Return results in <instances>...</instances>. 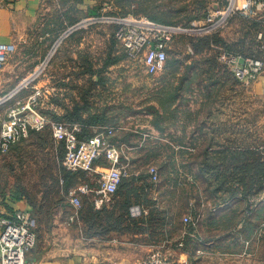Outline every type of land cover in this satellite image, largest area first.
I'll list each match as a JSON object with an SVG mask.
<instances>
[{"label":"rangeland","instance_id":"374dc122","mask_svg":"<svg viewBox=\"0 0 264 264\" xmlns=\"http://www.w3.org/2000/svg\"><path fill=\"white\" fill-rule=\"evenodd\" d=\"M83 1L43 0L42 21H45L47 29L57 30V43L63 48V58L69 54L66 43L70 42L73 33H78L66 34L68 28L88 16H82L84 10L80 5ZM90 1L95 4L94 14L100 20L88 27L105 26L113 31V25L105 18L132 14L167 25L206 27L208 32L205 35H214L222 40L219 46L212 47L210 56L202 55L196 54L192 47L195 37L181 34L170 44L165 69L151 74L139 58L129 57L115 39L119 50L117 55H125V59L121 69L112 68L111 72L128 75L127 84L134 85L133 89L128 87L131 93L126 99L127 111L143 107L144 122L153 121L159 125L163 137L160 145L149 140L140 160L127 170L143 174L151 166L159 168L157 185L161 187V196L139 194V198L133 199L134 207L141 206V212L136 216L148 215L150 209L146 205L154 210L148 221L151 228L148 232L150 235L154 233L153 237H164L157 232L159 224L168 216V223H173L167 227L169 234L176 236L174 244L178 243L179 237L188 241L187 251L192 264H264V176L258 178L249 173L244 177L220 179L208 174L195 178L202 163L199 157L207 148L210 151L217 149L219 145L213 142L221 139L216 138V130L199 129L203 123L200 118L209 115L202 114L201 110L209 106L225 108L223 116L225 123L230 124L228 128L232 123L231 117L234 118V128L237 123L240 134V150L252 149L260 153V158L264 157V95L253 92L258 81L244 83L233 76L232 80L225 79L222 86L213 87L216 89H203L210 77L207 76V67L200 61V57L206 55L215 60L221 50L230 48L264 59V14L256 17L258 25L253 27L252 21L248 22L238 14L224 13L228 8L226 0ZM96 33L101 34L102 31L96 30L95 40L93 37L90 39L97 43L96 53L102 54L96 59L101 64L107 58V48L101 45L103 39L97 38L99 34ZM190 57L196 58L197 62L185 66L183 59ZM133 111L132 116L135 117ZM137 117L139 119L142 115L139 113ZM170 127L180 128L179 133H174ZM223 131L225 137L229 135L223 141H231V130L225 127ZM175 134L177 140L187 144L185 148L175 150L168 144V139H174ZM32 135L22 139L8 153L0 154V195L10 191V187L18 186L25 190V196L38 209L36 218L41 221L38 225L41 234L52 237L57 230L59 234L56 235L61 237H75L78 227L70 218L76 208L70 201V191L77 186V180L70 184L65 182L62 170L67 169L63 165L64 156L61 157L64 147L50 134ZM233 140L236 141L235 137ZM200 142L202 145L198 146ZM205 142L206 147L203 145ZM189 144L197 147L193 149L194 146ZM175 153L179 161L172 160ZM211 168L208 166V170ZM146 182L150 186L154 184L151 180ZM80 196L81 207L84 202H90ZM189 198L191 206L195 205L196 214L187 203ZM157 202L169 208L167 214L156 208ZM185 216H191L193 221L185 222Z\"/></svg>","mask_w":264,"mask_h":264},{"label":"crops","instance_id":"0c3cea01","mask_svg":"<svg viewBox=\"0 0 264 264\" xmlns=\"http://www.w3.org/2000/svg\"><path fill=\"white\" fill-rule=\"evenodd\" d=\"M94 5L92 1L84 0L80 5L84 10L82 16L94 14L96 12ZM42 9L43 0H0V43H13L16 46L15 52L0 70V96L9 97L2 103L3 105H0V126L8 119L12 108L18 104L28 103L35 90L41 89L44 94L38 99L36 108L50 119L80 124L82 139L91 137L101 126L114 127L111 141L122 149V162L127 166V169H130L135 161L140 160L143 148L149 140L156 145L162 144V128L153 121L144 122L143 107L139 108L140 110L137 108L132 110L135 117L132 116V111H127L126 99L131 93L128 87L133 89L134 85L127 84L128 75L111 72L112 68L121 69L125 59V55L123 57L117 55L119 53L118 44L112 31L105 26L74 30L78 33H73L70 42L66 43L69 54L63 58V48L61 49L57 43L58 32L47 29L45 21H42ZM243 18L248 22L256 21V17ZM96 30L102 31L101 34L96 33L99 34L97 38L101 37L103 39L101 45L103 44L104 48H107L105 52L107 58H104V62L101 64L97 63L96 59L102 54L96 53L97 43L90 39L93 37L95 40ZM211 47H217V45ZM211 50L207 49L200 53L209 55ZM195 53L200 54L196 51ZM208 55L200 57L201 64L207 67V76L210 77L206 80V86L203 89H216L213 87L222 86L225 79H234L231 72L224 69L218 58L214 60L207 57ZM114 57L118 59L111 62L110 58ZM183 61L185 66H192L195 65L197 59L190 57ZM210 81L211 83H209ZM254 88V94L264 95V71ZM224 110L225 108L222 106H209L203 111L201 110L202 114L208 113L209 115L204 119L200 118L203 123L200 121L202 124L199 129L218 131L216 138L220 137L221 139L219 142H213L215 145H239L238 125L235 123L234 128V118L231 117L232 123L228 128L230 124L225 123ZM247 110L250 109L247 108ZM139 113L142 117L138 119ZM235 114L238 115V112L236 111ZM99 115L104 116L102 122H98ZM237 119L239 120V117ZM225 127L231 130V141L229 142L223 141L229 136H224L223 129ZM170 130L179 133L180 128L170 127ZM43 133L53 137L50 128L40 132H31L30 136ZM218 133L220 134L218 135ZM175 135L174 139L170 137L168 141L165 140L175 150H179L181 147L185 148L184 145L187 144L181 143L177 140V134ZM206 144V142L203 143L205 147ZM201 145L202 142L198 144V146ZM188 146H194L193 149L197 147L196 144ZM174 155L172 160L179 161L177 153ZM108 166V162L104 158H100L96 161L94 172L83 173L84 176L80 172H72L77 180L75 188L83 183L97 188L98 179L102 173L108 170ZM128 171L127 176L135 179L137 183H142L146 178H150L146 175L148 170L143 174ZM22 190L17 186V188L10 187V191L6 193H1L0 213L13 215L15 211L22 209L31 211L36 217L38 209L25 196V190ZM160 192V188L151 190V193L156 196H161ZM80 195L89 199L90 202H84L82 209H79V215L74 222L78 227L74 233L75 237H61L56 235L59 234L57 230L52 237H45L39 229L41 221L36 218L35 230L39 237L35 249L28 254L27 264H137L151 249L156 247H160L166 257L175 261L191 258L184 237L178 238V240H184L183 247L174 244L177 238L169 234L167 227H171L173 223H168V216L163 224L164 237H151L148 233L134 231L133 227L122 232H103L98 228L92 229L84 220L83 212L89 206H92L94 210L103 208L111 210L117 204L115 197L105 201L101 207H97L94 203V192L80 193ZM159 204L157 202L156 208L167 214L169 208ZM133 207L134 205L130 208L131 214ZM132 216L137 217L133 214ZM79 243L83 245L79 246Z\"/></svg>","mask_w":264,"mask_h":264},{"label":"built area","instance_id":"2783aa9c","mask_svg":"<svg viewBox=\"0 0 264 264\" xmlns=\"http://www.w3.org/2000/svg\"><path fill=\"white\" fill-rule=\"evenodd\" d=\"M228 8L224 13L240 14L246 18H255L264 14V0H226ZM88 15L68 28V32L88 27L97 23L98 16ZM105 21L112 24L114 39L120 43L129 57L139 58L148 73L155 74L165 69L171 42L181 34L193 37L205 35L206 27L186 28L177 25H167L151 21L142 16L132 14L124 16H109ZM13 43H0V70L15 52ZM219 61L240 82L251 83L258 81L264 71V59L252 55H243L230 50H221ZM44 94L36 89L28 103L18 104L12 108L0 130V154L8 153L13 145L28 137L31 131L52 130L57 143L64 146V167L72 172L92 173L95 171L96 161L104 158L108 162V170L98 179V187L92 188L88 183L70 191V201L76 211L72 214L74 221L81 208L80 193L94 192V203L101 207L117 192L122 179L129 173L122 162V149L111 141L114 127H99L94 134L87 138L80 137L81 125L50 119L41 113L36 104ZM9 97L0 96V105ZM151 180L159 181V169L151 166L148 169ZM141 212L139 206L132 208V214ZM185 222H191V216L184 217ZM38 235L35 230V219L31 211L19 209L13 215L0 213V264H27L28 254L35 249ZM178 246H184V240L178 241ZM137 264H192L189 259L175 261L164 255L159 247L151 249Z\"/></svg>","mask_w":264,"mask_h":264},{"label":"trees","instance_id":"16d2710c","mask_svg":"<svg viewBox=\"0 0 264 264\" xmlns=\"http://www.w3.org/2000/svg\"><path fill=\"white\" fill-rule=\"evenodd\" d=\"M252 25L253 27H256L258 23L256 21H252ZM220 43H222L220 37L214 35L195 37V39H193V41L191 42L194 50L197 53H200L207 49H212L211 47L212 45L219 46ZM229 50L233 52H238L232 48H230ZM243 55H248V54H243ZM123 56L124 55H121V57ZM117 59H118L117 57L110 58V61L114 62ZM102 120H104V116L99 115L98 122H102ZM31 132H39V131H31ZM61 146L64 147L63 144ZM64 153L65 150L64 152L63 151L61 152V157L64 156ZM260 157H261L260 153H257L252 149L240 150L239 145H227V144L219 145V147L213 151H210L207 148L204 155L199 157V161H201L202 163L200 170L195 174V178H199L210 174L216 176V178L225 179L235 176L244 177L246 174L249 173L253 175H257L258 178H261L264 176V157L262 158ZM208 166H212V168L208 170ZM63 171L65 173L64 176H65L66 184H70L72 181L76 179V177L73 176L74 174L72 173V171L65 169H63L62 172ZM80 173L82 174V176H84L83 173L85 172H80ZM146 175H148V177L150 178H146L142 183H137L135 179H131L129 176L124 177L120 185L118 186L117 192L113 196L115 197V200L117 202V204L113 207V209L108 210L103 208L99 210H94L92 209V206H89L88 209L85 210V212H83L84 220L87 221V223L91 226L92 229L98 228L101 229L103 232L106 231L122 232L125 230H130L133 227V230L136 232L138 231L145 232L150 235L148 231L151 228H149L150 224H148V221L151 220V216L154 210H152L150 206L146 205L150 209V211L148 215H144V216L142 215L141 218L133 217L130 211L131 206L135 205L134 204L135 201H133V199L135 200L136 197L139 198L140 197L139 194L144 193L145 195H149L151 193V190L161 188L159 185H157V183L151 180V176L148 172ZM149 180H151V182L154 183L155 186L154 184L150 186L146 182ZM191 202L192 200L191 198H189L187 203L191 207L192 212L196 214L195 205L191 206L190 204ZM33 218L37 222L36 217L34 215ZM163 224H164V220L159 224L158 227L159 232H157V233H161L162 235H164ZM153 235L154 233H151L150 236L153 237ZM187 243L188 241L186 240V245Z\"/></svg>","mask_w":264,"mask_h":264}]
</instances>
